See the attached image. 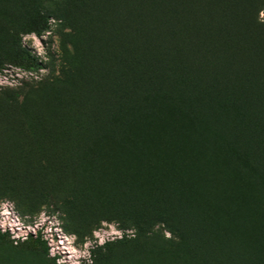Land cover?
I'll return each mask as SVG.
<instances>
[{
    "label": "rangeland",
    "instance_id": "374dc122",
    "mask_svg": "<svg viewBox=\"0 0 264 264\" xmlns=\"http://www.w3.org/2000/svg\"><path fill=\"white\" fill-rule=\"evenodd\" d=\"M29 59L42 70L32 71ZM181 68L191 90H162L172 99L163 94L167 109L138 118L133 97L146 90L134 82L135 70L167 86ZM121 107L139 133L125 148L124 171L109 165V179L91 172L80 185L65 173L37 193L0 179V264H222L231 252L258 254L264 0H0V112L18 114L38 133L37 169L47 166L42 145L60 166L55 172L66 170L62 143L70 169L79 157L102 163L110 154L98 133L68 142L59 130L73 122L110 128L123 118ZM4 116L0 123L22 127ZM0 172L35 187L10 170L7 157ZM139 174L166 190L151 202L145 193L143 202L130 190ZM219 228L223 235L214 237Z\"/></svg>",
    "mask_w": 264,
    "mask_h": 264
},
{
    "label": "trees",
    "instance_id": "16d2710c",
    "mask_svg": "<svg viewBox=\"0 0 264 264\" xmlns=\"http://www.w3.org/2000/svg\"><path fill=\"white\" fill-rule=\"evenodd\" d=\"M27 62L31 66L32 71L39 72V70H42L41 65L37 61H35L33 59H29V60H27ZM179 62H181V61H178V64H180ZM146 64L150 65L152 63L150 61H148ZM135 65L138 67L141 66L139 64H135ZM182 65L183 64H180V66H182ZM141 68L145 69V67H141ZM180 70H182V68L178 69V70L176 69L174 71H171V72H174V74H171V73L168 74L169 77H171V76L172 77L170 78V85H167V86H164L163 84H158L157 82H155L152 79V74H154V73H149L147 71L135 70L134 82L141 83V81H143V83H141V84H143V86L141 88L144 91L146 90V94L145 93L143 94V92H140V94L138 96L133 97V99H134L133 101L135 103L133 105H134V109H136L134 111V113L138 116V118L143 119V117H146V116L151 117L156 112H158V110H156V109H159V111H162V110L164 111L165 109H167V107H166L167 104H166L165 99L163 98V94L167 95V96H169V95L167 93L163 92L162 90L165 89L166 91H169L170 89H172V90L178 92L177 89H180L181 93H186V92H189L191 90L187 86L186 80H184L183 76L185 74H183V73L179 74ZM144 76H145L146 81L148 82L147 84H145L144 79H141ZM169 98L172 101L170 96H169ZM178 106H181V105L178 104ZM1 113L9 116L11 118H16L18 121L21 122V125L23 128L27 129L30 133H32L36 139H40L39 136L36 134V132H34L31 129L32 127L30 126L31 127L30 128L29 125H26L22 121L21 117L18 116V114L3 111V112H0V115H1ZM121 116H123V118H121L119 121H117L112 126L110 125L109 126L110 128H107V129H102L97 125H95V126H91V125L85 126L84 125V126L77 128L78 127V126H76L77 123L73 122L72 124H69L68 127H66V128L63 127V128H65L64 129L65 132L63 130H59V132L61 133V136L62 137L64 136V139H66V140L68 139V141H69L71 134H72V138L75 139V137H84V136L87 137L91 133H98L102 137V141L100 143V148L102 150H106L110 154L109 157H107L103 161H101L102 162L101 164H99L95 160H93L94 162H91L90 160L85 159L84 157H79L80 165L75 166V168H73V169H70L68 166L69 148L67 147L68 146L67 144L63 145V143H62V147L59 149V151L61 154L62 161H66V164H65L66 170L61 168L60 169L61 172H55V169L53 166H55L56 164H52L53 166L51 165L52 162L48 158L49 155L46 152V148L40 144L42 146V152H43L42 158L40 159V164H43V165L46 164L48 166V168L50 170H52V172L50 171V175L52 177L49 176V173H47V176L43 175V174L40 175L41 177L40 176L39 177L42 179V181H40L41 179L39 180L40 184L39 183L36 184V185H38V188H36V189H34V188L31 189V188L27 187L26 183H24V181L21 180V178H19V176L16 174H5L3 172H0V179H6V180H10L12 182H16L20 188H22L26 191H29L31 193H37V192L45 189L50 184H52V186H55L57 183L56 181H58L61 177L63 178V176L66 174L68 175V177L72 176L75 178V181H76L75 185H79L80 181H83L82 178L83 177H84V179L87 178L86 176L91 174V172H93L96 176H104L103 178L106 180L109 179L108 177H106V176H108V175H106V169L108 168V166L113 165V164L115 166V162H116V166L118 167L117 170H121L120 172L124 171L125 165L127 163H129L128 157L126 154V149H128L127 147H129L130 144H132V141L134 139L133 135L135 137L139 136V133L134 130L135 125H137V123H135L137 121L134 122L135 117L133 118L129 114L128 110L127 109L125 110L122 107H121ZM232 118H234V117L233 116L231 117V115L228 116L229 121H231ZM139 120L140 119H138V121ZM141 128H143L144 131L146 129L145 125ZM40 142L41 141L39 140V143ZM147 164H148V162H147ZM100 165H103V166H100ZM106 165H107V167H106ZM56 166L60 167L58 165H56ZM56 166H55V168L57 169ZM147 166H150V165H147ZM101 168H102V170H100ZM138 171L139 172L142 171V174H144L145 170L143 169L142 165L138 166ZM142 174H139L137 181L133 184V186L130 190L134 194V196H137L140 198L143 197L142 195H145V193L150 191L149 201L151 202L153 199L155 200V197L158 194L161 195L166 190V187H165V185L162 186L163 182L152 181V180H150L148 175H142ZM79 175L81 176V178H79ZM50 178H52V179H50ZM45 179L47 180V182L45 181ZM171 197H172L171 193L167 192L165 194V196L163 197L165 200V203L169 202V204H170V202L172 201ZM141 199L143 200V202L144 201L148 202L147 200H145L143 198H141ZM216 208L218 209V206H216ZM218 230H219L218 233H215L214 237L216 235H218L219 233L221 235H223L221 232L222 229L219 228ZM203 233H205V232H202V234ZM259 234L261 236L257 237L256 238L257 240L264 238V232H262V227L258 228L257 231L255 232V235L258 236ZM197 235H198V232H197ZM214 237L207 234V237L204 236V239L212 238V239H214L213 241L216 242V244H218L219 243L218 240L215 239ZM260 244H262V245L260 246V248L258 250L259 251L258 254L255 251L251 252L249 250L242 257V255H240V256L233 255L231 252L229 254V256L226 257L225 262L222 264H226L227 262L229 264H255V263L263 264V262H264V243H260ZM212 245L213 244L211 243V246ZM41 248L45 253L47 252V247L44 243L41 244Z\"/></svg>",
    "mask_w": 264,
    "mask_h": 264
},
{
    "label": "bare ground",
    "instance_id": "6f19581e",
    "mask_svg": "<svg viewBox=\"0 0 264 264\" xmlns=\"http://www.w3.org/2000/svg\"><path fill=\"white\" fill-rule=\"evenodd\" d=\"M177 103V102H176ZM170 104V103H169ZM173 103H171L169 105V109H170V106L172 105ZM185 104V103H184ZM175 104H173L174 106ZM187 106V105H186ZM178 114V113H177ZM1 119H6L5 116L1 113ZM62 116V115H61ZM168 116V115H166ZM181 117V116H180ZM0 119V120H1ZM11 120V119H10ZM58 120V119H57ZM64 120V119H63ZM1 122V121H0ZM20 122V121H19ZM63 122V121H62ZM171 122V121H170ZM175 122V121H174ZM44 127V126H43ZM46 127V126H45ZM22 127L20 126V124L18 122L15 121H7V120H4V122L0 123V159L1 158H5L7 157V160H9L10 162V170L13 171L17 169L20 177H23V176H26L27 178V181H29L30 183L31 182H34V183H31L33 184L34 188H37L38 185H36L37 183L40 184V181H42V179L40 178L41 176L40 175H46L47 176V173H49V176L50 175V171L52 172V170H48L46 169L47 166H44L43 168L44 169H37V167H35V163L38 164L37 160V153L39 149H36L35 145H36V142H35V139H33V134L30 133L29 131H24L23 129H21ZM54 128V127H53ZM52 128V129H53ZM58 128V127H57ZM56 128V129H57ZM60 129V128H59ZM55 130V128L53 129ZM172 130V129H171ZM64 131V130H63ZM169 131V130H168ZM41 132V131H40ZM51 132L48 130V133ZM55 132V131H54ZM65 132V131H64ZM45 133V132H43ZM53 133V132H52ZM38 134V133H37ZM148 134V133H147ZM151 134V133H150ZM57 135V134H56ZM156 135V134H155ZM47 136V135H46ZM163 136V135H162ZM37 137V136H36ZM48 137V136H47ZM54 137V136H53ZM66 137V136H65ZM148 138V136H145V138ZM154 137V136H152ZM38 138V137H37ZM43 138V137H41ZM58 138V137H57ZM64 138V136H63ZM67 138V137H66ZM70 138H72V134L70 136ZM160 138V137H159ZM151 139V138H149ZM157 140V138H155ZM40 140V139H38ZM52 140V139H51ZM73 140V138H72ZM71 140V141H72ZM154 140V138H153ZM169 140V139H168ZM37 141V140H36ZM58 141V140H57ZM64 141V140H63ZM70 141V140H69ZM68 141V142H69ZM149 141V140H148ZM152 141V140H151ZM166 141H167V137H166ZM165 141V142H166ZM45 142V141H44ZM147 143V142H146ZM39 144V143H38ZM41 144H42V140H41ZM44 144V143H43ZM48 144V143H47ZM73 144V142H72ZM149 145L151 143H148ZM64 145V144H63ZM154 145V144H153ZM173 145V144H172ZM171 145V146H172ZM40 145H38L37 147H39ZM45 146V145H44ZM50 146V145H49ZM70 146V144H69ZM72 146V145H71ZM157 146V145H156ZM42 146H40L41 148ZM173 147V146H172ZM49 149V148H48ZM41 151V150H39ZM45 152V151H44ZM43 153V152H42ZM41 155V154H39ZM38 155V157H39ZM227 155V154H226ZM56 157V156H55ZM36 159V161H35ZM48 159V158H47ZM52 159V158H51ZM103 161V160H102ZM112 162V161H111ZM106 163V162H105ZM36 164V165H37ZM50 164V163H49ZM54 164V163H53ZM101 164V163H100ZM110 164V163H109ZM210 164V163H209ZM53 166V165H52ZM51 166V167H52ZM56 166V165H55ZM54 166V167H55ZM100 166H103V165H100ZM114 166V164L112 165ZM111 166V167H112ZM115 166H116V162H115ZM213 166V165H212ZM40 167V166H39ZM50 167V168H51ZM107 167V165H106ZM109 167V166H108ZM221 167V166H220ZM223 167V166H222ZM118 168V167H117ZM116 168V169H117ZM217 168V166H216ZM215 168V169H216ZM234 168V167H233ZM108 169V168H107ZM113 169V167H112ZM115 169V168H114ZM225 169V168H224ZM102 170V168L100 169ZM214 170V169H213ZM49 171V172H48ZM104 171V170H103ZM219 171H222V170H219ZM235 171V170H233ZM209 172V171H208ZM221 173V172H220ZM52 174V173H51ZM110 174V173H109ZM113 174V173H111ZM214 174V173H213ZM38 176V177H37ZM40 176V177H39ZM48 176V177H49ZM223 176V175H222ZM221 176V177H222ZM228 176V175H227ZM37 177V178H36ZM52 177V176H51ZM111 177V176H110ZM225 177V176H224ZM47 178V177H46ZM109 178V177H108ZM230 178V177H228ZM41 179V180H40ZM51 179V178H50ZM217 179V178H216ZM220 179V178H219ZM226 179V178H225ZM40 180V181H39ZM39 181V182H38ZM45 181L47 182V180L45 179ZM50 181V180H49ZM232 181V180H231ZM227 182V180H226ZM230 182V181H229ZM43 183V182H42ZM228 183V182H227ZM232 183H230L231 185ZM80 185V184H79ZM225 186V185H224ZM218 188V187H217ZM227 190V189H226ZM223 196V195H222ZM233 209V208H232ZM234 210V209H233ZM234 212V211H232ZM233 214V213H231ZM235 214V213H234ZM264 264V262H263Z\"/></svg>",
    "mask_w": 264,
    "mask_h": 264
}]
</instances>
